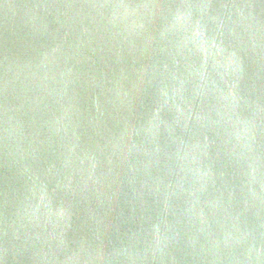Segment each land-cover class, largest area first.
I'll use <instances>...</instances> for the list:
<instances>
[{
	"label": "water",
	"instance_id": "obj_1",
	"mask_svg": "<svg viewBox=\"0 0 264 264\" xmlns=\"http://www.w3.org/2000/svg\"><path fill=\"white\" fill-rule=\"evenodd\" d=\"M0 264H264V0H0Z\"/></svg>",
	"mask_w": 264,
	"mask_h": 264
}]
</instances>
